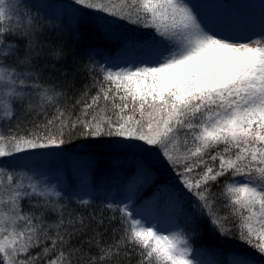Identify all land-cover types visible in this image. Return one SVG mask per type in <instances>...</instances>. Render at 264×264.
<instances>
[{"label":"snow or ice","instance_id":"6c2138e0","mask_svg":"<svg viewBox=\"0 0 264 264\" xmlns=\"http://www.w3.org/2000/svg\"><path fill=\"white\" fill-rule=\"evenodd\" d=\"M72 3L101 14L93 19L106 38L122 44L124 57L136 55L118 70L77 65L69 78L56 67L67 60L63 42L51 43L63 32L23 0H0V264H120L131 251L137 264H205L192 246L193 225L202 221L259 254L233 250L227 264H264V19L255 31L245 21L241 31L229 11L210 15L197 0ZM70 12L78 24L81 13ZM120 22L150 31L125 35ZM57 71L62 80L52 76ZM77 71L92 81L78 97ZM27 116L33 118L24 122ZM74 137L130 142L121 146L144 155L126 200L102 205L109 225L122 226L119 239L116 229L111 242L104 239L103 211L99 219L76 214L61 181L44 178L38 161ZM5 158L15 164L4 165ZM149 158L174 174L167 228L131 205ZM81 188L88 191L87 176ZM92 203L75 200L80 208Z\"/></svg>","mask_w":264,"mask_h":264},{"label":"trees","instance_id":"16d2710c","mask_svg":"<svg viewBox=\"0 0 264 264\" xmlns=\"http://www.w3.org/2000/svg\"><path fill=\"white\" fill-rule=\"evenodd\" d=\"M27 9L31 12L32 15H39L45 24L57 27L63 35L57 36L55 34L51 37V43L53 45L59 44L63 42V46L67 52V60L62 61L56 64L58 69H67L69 72V78H71L73 69L77 65H84L86 63H95L104 65L105 67H110V63L105 59L103 61L98 60L99 55L104 53L109 47V41L105 39L103 31L97 25L94 16L101 15L99 13H93L90 10L80 9L79 6H76L72 3V0H47L48 8H45L38 4H29L27 5ZM71 8H76L82 10L85 16H88L89 19L82 18L81 16L78 18L79 22L75 21L73 26L66 24L63 21L62 10L66 12H70ZM63 21V23L61 22ZM124 24V22H120ZM126 29L130 31H138L141 35L146 34L147 31L145 29H137L134 26L124 24V27L121 28V32H125ZM118 48H116L117 50ZM115 50V53H116ZM49 64L54 63L53 61H48ZM45 75H48L46 71ZM52 76L56 80H62L60 72H53ZM91 79L86 76L84 73L77 71L75 73V88L72 90V94L76 97L79 96L80 92L83 91L84 85H91ZM96 89L91 90V94H95ZM32 116L23 117V121L27 122L32 120ZM38 119H42L38 118ZM130 142H109L106 140H92V139H81V138H73L71 143L65 145L62 150L58 151H68L73 154L72 157L75 158H83L86 161L95 160V169L92 171L91 169H85L87 175H90L92 179V191L91 195H89V191H84L83 189H79L76 185H73L68 182V189L65 191L68 194L73 195V202L70 204V210L75 209L76 214L83 213L86 217H90L95 215L98 219L101 216V212L103 211L105 225L108 226V231L104 235V239L108 242L112 241L113 238V229H116L115 238L119 239L122 235V226L119 224V221H113L111 225H109L108 217L111 215L106 209H102L103 198L111 192L112 188L115 187L117 189L120 185L116 184V179L112 181V176L115 175V169L112 167V162H115V166L118 161L121 160L126 154L132 156L137 163L144 161V155L139 151L138 148L131 146H121L128 145ZM55 155L49 157L43 161H50L59 157L61 152H54ZM46 155V154H41ZM19 159V158H18ZM40 161V162H43ZM4 165H13L15 162L11 158H5L3 160ZM155 166V168H154ZM146 168L150 175V178H154L156 185L150 187L148 190H144L141 194V198L149 200L147 196V192L154 193L155 187L160 185L159 179L166 178L171 179L174 178V174L171 171L160 165L158 162L153 161L149 158L146 162ZM153 170L152 172H150ZM148 175V176H149ZM152 183L149 184V186ZM148 186V187H149ZM147 187V188H148ZM109 191V192H108ZM82 192V195L78 193ZM126 194L123 195V197ZM77 197H83L86 199L93 200V203L90 207L80 208L75 204V200ZM65 202H67V196L64 197ZM120 196L116 195L114 199L109 201L112 202H120ZM138 199V196H137ZM119 214L117 213V216ZM196 234L192 236V245L194 246V255H200L201 261H204V256L206 254H210L209 246L212 244L214 239H219L224 241L218 234L212 236L211 227L207 224L206 221L200 222L198 227H195ZM101 232L104 231L103 228L100 229ZM89 234H91V230H89ZM196 236V237H195ZM217 237V238H216ZM227 240H238L236 238H226ZM225 242V241H224ZM76 243V241H73ZM238 250L236 251H250L253 252L252 249H246L247 245L241 243L240 241L237 243ZM129 249L132 248L131 245L128 246ZM87 248V245H85ZM38 251V249H37ZM95 248L92 249L94 253ZM139 257L136 255L135 251L130 252L129 256L121 254L119 258L120 264H137Z\"/></svg>","mask_w":264,"mask_h":264},{"label":"rangeland","instance_id":"374dc122","mask_svg":"<svg viewBox=\"0 0 264 264\" xmlns=\"http://www.w3.org/2000/svg\"><path fill=\"white\" fill-rule=\"evenodd\" d=\"M23 3L26 5V7H28L27 5L33 3L48 8L47 0H23ZM197 3L203 5L201 10L210 15H216L224 10L229 11L239 23L241 31L247 30L245 21L247 22L250 30L255 31L261 26L262 19H264V0H197ZM77 11L81 13L82 18L89 19L88 16H85L83 14L84 12H82V10L77 9ZM61 12L63 15V21H65L66 24L73 26L76 20L71 15V12H66L65 10H62ZM101 30L103 31V29ZM119 31L121 32V30ZM121 33L129 36H142L140 32L130 31L129 29H126L125 32ZM105 39L109 41V47L104 53L99 55L98 60L103 61L105 59L110 63V67H113L114 70H118V66L120 64H123L126 59H133L135 57L136 53L131 50L129 51L127 57H124L122 55L123 48L120 42L110 40L106 38V36ZM116 48L118 49L116 50ZM52 151L61 152V154L58 158L50 161H38V163L42 165L41 170L45 173L44 178L53 184H56L57 180L59 179L61 183L58 185V187H62L64 191H67L68 182L70 184L72 182L73 185H76L79 189H82L81 185L83 182V178L87 176L89 184L88 191H92L91 182L93 178H91L90 175H87L84 169V164L88 161L83 158L77 159L75 157H72L73 154L71 152L69 153L68 151ZM94 161L95 160H91V162L96 163ZM136 165V160L128 154L121 158L116 166L115 162H112V167H114L115 169V175L112 176V180L109 181H112L113 183V180L116 179V184L120 186L117 189L113 187L111 192L108 191L109 194H107L103 198V202L114 199L116 195L121 197L119 201L126 200L128 185ZM152 171L153 170H151L150 172ZM173 179L174 178H160V185L155 187L154 193L152 194L150 192H147V194L149 195L147 196L149 200L143 201L142 198L137 199V196L141 197V194L145 189L148 190L150 187L156 185L154 178H150V175L147 176L135 191V195L133 196V200L131 202L133 210L140 211L148 222H156L162 228L170 227V216L172 215V212L171 206L169 205L171 196L169 185L172 183ZM150 183L152 184L149 186ZM78 194L82 195V192H79ZM124 194H126V196L123 197ZM198 225H200V223L193 225V227H198ZM211 233L212 236L215 235L212 230ZM221 238L225 242L219 239H214L212 241V244L209 246L210 254H206L203 258L205 264H207V262L211 260H222L227 264V261L232 258L233 250H238L239 246L237 245V243L239 242V240L231 241L223 237ZM246 249L250 248L247 246ZM245 252L252 253L259 258V254L255 253L254 251ZM197 258L201 260L200 255H197Z\"/></svg>","mask_w":264,"mask_h":264}]
</instances>
